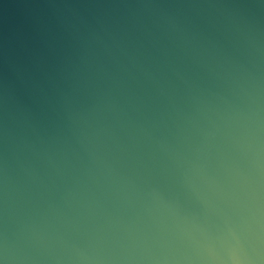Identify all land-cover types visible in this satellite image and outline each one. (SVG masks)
<instances>
[{
  "label": "water",
  "instance_id": "1",
  "mask_svg": "<svg viewBox=\"0 0 264 264\" xmlns=\"http://www.w3.org/2000/svg\"><path fill=\"white\" fill-rule=\"evenodd\" d=\"M0 264H264V0H0Z\"/></svg>",
  "mask_w": 264,
  "mask_h": 264
}]
</instances>
